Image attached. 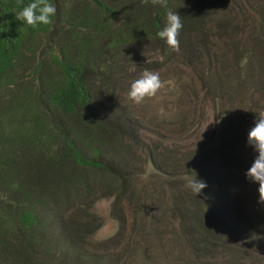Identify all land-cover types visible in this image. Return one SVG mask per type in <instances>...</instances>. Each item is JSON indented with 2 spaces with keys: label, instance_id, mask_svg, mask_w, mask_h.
I'll use <instances>...</instances> for the list:
<instances>
[{
  "label": "trees",
  "instance_id": "obj_1",
  "mask_svg": "<svg viewBox=\"0 0 264 264\" xmlns=\"http://www.w3.org/2000/svg\"><path fill=\"white\" fill-rule=\"evenodd\" d=\"M136 1V11L125 19L118 18L127 11L122 0H50L57 8L53 23L33 29L15 19L17 0H0V125L12 132L26 110L40 128L37 140L46 145L43 153L40 141L33 142L35 157L22 164L15 155L0 152V264H214L222 249L229 255L225 264H239L261 244L254 233L237 227L236 215L228 212L236 181L250 182L245 173L255 151L246 161L228 144L218 143L219 154L247 163L241 169L229 154L221 168L212 159L193 167L187 158L185 172L173 162L167 171L162 157L157 161L148 155L149 164L137 170L123 158L133 154L128 121L116 125L127 142L116 144L83 142L82 129L99 127L106 117L127 120L114 92L118 83L105 94L109 107L122 115L101 112L100 78L109 71L119 77L132 64L139 69L138 49L148 46L159 49L165 61L181 54L199 68L198 79L214 107L222 108L223 98L243 97L240 112L222 113L217 121L236 145L255 124L253 110L264 111L259 97H264V0H167V9L151 0ZM169 9L181 15L179 52L157 35ZM89 80H96L94 90ZM116 164L120 169L109 168ZM204 168L208 187L197 196L183 177L203 174ZM100 194L154 211L151 227L141 228L155 234L143 250L124 258L108 250L112 240L99 243L90 237L97 225L78 219ZM244 219L264 233V218ZM168 225L172 237L164 240ZM179 246L184 253H174Z\"/></svg>",
  "mask_w": 264,
  "mask_h": 264
},
{
  "label": "rangeland",
  "instance_id": "obj_2",
  "mask_svg": "<svg viewBox=\"0 0 264 264\" xmlns=\"http://www.w3.org/2000/svg\"><path fill=\"white\" fill-rule=\"evenodd\" d=\"M105 2L109 4L110 0H105ZM122 5L126 7L127 11L122 14L119 13L118 18L124 16L126 19L131 12L136 11L139 3L136 0H122ZM29 41L30 38L25 40L24 47ZM138 50L136 62L141 65L139 69H135V65L132 64L127 67L125 74L123 73L119 77L117 76L118 73L109 71L108 75V71H106L105 74L108 76L100 78L102 95L99 97L98 102L103 106L101 112L108 114L112 112L120 115L123 112V116L127 120L120 116L111 121L109 117H106L99 127L88 124L86 128L82 129L83 142H112L113 144L127 142L121 126H116L120 124L118 123L120 120L123 122L128 121L132 127V139H129L128 142L132 145L133 154L129 152V155H123L124 161L129 162L132 168L137 166V170H142L149 164V162L146 163L148 155L157 157L155 158L157 161L162 157L163 162H166L163 169L167 171H170L171 162H173L172 165L177 171L185 172V167L188 166L187 158L190 163H194L193 167L199 166L201 160L210 162V159H212L213 164L221 168L230 154L222 152L219 154L218 143L220 145L222 142L234 148L246 158V161L248 158H252V156L248 157L249 152L255 150L247 143L248 134L239 137L236 146L229 139L228 134L222 130L220 131L217 125L222 113L241 111V105L244 102H240V99L243 98L241 95H233L231 99L223 98L221 101L222 108L214 107L212 99L206 91L207 87L198 79L199 68L184 61L183 55L175 54L170 61H165L159 49L144 46ZM146 69L159 73L163 87L155 97L147 98L142 104L137 105L129 99L128 92L131 83L138 79ZM115 83H118L114 92L116 99L118 97L119 107L123 109L121 112L119 109L109 107L110 102L105 94L107 87ZM88 84L90 89L93 90L98 85L96 80H89ZM259 97L263 105L264 97ZM260 112H262L261 109H254L253 117ZM2 129L0 125V152L15 155L19 164L24 163L25 160L31 161L35 157L37 147L33 142L40 141L37 140L40 128L35 120L29 117L26 110H23L22 116L18 118L12 132L7 133L3 129V135L1 133ZM247 130L250 131V129ZM13 142L15 144H12ZM39 143L43 148V153H45V142L40 141ZM6 145L9 146L4 147ZM114 147L105 151L103 156H108L107 153L114 151ZM135 158L139 163L136 162ZM232 160H234L235 168L241 169L247 164L242 163V158L238 160L235 155H233ZM253 161L254 159L250 163L252 164ZM115 167L120 169L119 164L109 165L111 169ZM146 169V173H151L148 168ZM207 172V168H204V175L200 172L197 177L203 180V177L208 175ZM203 181L207 182L206 177ZM138 185H141V181H138ZM234 186L236 188L230 197L228 212L236 215L237 227L254 233V237L261 242V244L257 243V247L249 252L247 259L242 260L239 264H264V233L251 229L250 222L244 219V217L250 220L264 218V205L258 203L259 185L252 182L244 184L236 181ZM103 195L100 194L99 197L92 198L94 203L91 207L84 208V210H87L86 213L78 219L89 220L97 225L90 237L99 243L112 240L113 242L108 244V250L123 255L124 258L138 253V249L143 250L146 242L154 239L155 234L147 235V231L141 228L144 225H147L148 228L151 227L155 219L149 214L154 211L149 212V210H146L147 205L145 204H143L144 207L127 201L117 203L113 196L106 197ZM184 207L189 208L187 201ZM88 213H92L94 217L91 219ZM138 228L140 230L137 231ZM169 228L170 226L164 229V240L172 237L169 234ZM148 244L151 245V242ZM181 251L185 252L184 248L179 246L174 253H180ZM220 253L214 264H225L228 260L229 255L227 252L222 249Z\"/></svg>",
  "mask_w": 264,
  "mask_h": 264
},
{
  "label": "clouds",
  "instance_id": "obj_3",
  "mask_svg": "<svg viewBox=\"0 0 264 264\" xmlns=\"http://www.w3.org/2000/svg\"><path fill=\"white\" fill-rule=\"evenodd\" d=\"M143 3H149V0H143ZM153 5H160L168 8L167 0H151ZM17 11L15 19L23 22L33 29L40 26H49L53 23L57 12L56 6L50 0H30L27 4L23 0H17ZM183 24L181 15L177 11L168 10L166 15V24L157 35L163 39L167 46L175 52L180 51V40L178 39ZM163 87V82L158 72L145 70L142 75L133 81L128 92L129 99L137 104H142L147 98L155 97L158 91ZM248 145L252 146L257 153L250 168L245 176L248 181L259 185L258 203L264 205V111L258 113L254 126L248 132ZM185 187L197 196L208 187L203 180L197 179V176H184Z\"/></svg>",
  "mask_w": 264,
  "mask_h": 264
}]
</instances>
